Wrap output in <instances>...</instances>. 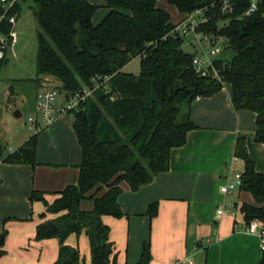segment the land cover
Listing matches in <instances>:
<instances>
[{
	"label": "trees",
	"instance_id": "obj_1",
	"mask_svg": "<svg viewBox=\"0 0 264 264\" xmlns=\"http://www.w3.org/2000/svg\"><path fill=\"white\" fill-rule=\"evenodd\" d=\"M27 1L16 0L7 8L0 0L2 32L9 33L8 19H19ZM168 1L186 14L203 9L206 18L197 30L224 38L233 50L231 60L215 62L220 79L195 71L194 54L183 49L185 38L173 32L177 24L158 0H106L109 11L97 24L92 19L99 6L89 0H33L30 6L38 23L35 80L41 83L43 76H53L65 94L94 89L75 113L74 129L82 148L78 182L59 191L52 203L43 191L34 189L30 197L46 206L35 238L60 242L53 264L83 263L79 248L66 243L72 234L83 232L89 238L91 264L117 261L103 216L126 215L119 202L122 183L137 191L170 169L172 149L184 146L188 133L198 128L191 118V105L198 97L210 96L230 83L234 108L256 113L255 141L264 145V0H258L250 15L246 11L251 0H232L233 11L227 14L220 11L219 0ZM80 29L84 32L81 45L75 40ZM136 57L139 74L123 71ZM6 63L7 58L0 61V71ZM105 76L106 83L95 88L94 78ZM38 139L39 132L31 135L4 162L35 167ZM234 155L245 164L240 190L250 192L258 203L242 204L245 220L264 221V173L256 169L245 137L237 138ZM84 199L94 200L93 210L82 207ZM158 210V201H153L146 215L152 219ZM7 235L4 228L0 258L6 252ZM151 261L149 238L135 264Z\"/></svg>",
	"mask_w": 264,
	"mask_h": 264
},
{
	"label": "crops",
	"instance_id": "obj_2",
	"mask_svg": "<svg viewBox=\"0 0 264 264\" xmlns=\"http://www.w3.org/2000/svg\"><path fill=\"white\" fill-rule=\"evenodd\" d=\"M108 11L97 10L93 23L100 21ZM129 63L123 71L133 73L128 70ZM139 72L133 74L138 75ZM50 78L55 77L43 76L40 85H47L46 81ZM58 82L61 89L62 84ZM225 84L218 92L200 96L192 103L191 118L198 128L188 133L184 146L172 149L168 171L159 173L152 183L137 191H132L128 183H122L119 202L126 215L120 218L103 216L104 223L110 227V239L118 254L117 261L111 264L137 263L143 242L149 238L151 264H172L185 258L191 259L194 264H261L259 238L246 231V220L241 211L245 202L252 205L258 203L250 192L237 189V193L235 190L223 194L221 186L226 183V176L239 172L238 167L242 166L241 171L244 170V161L238 157L236 160L234 155L238 137H245L248 152L256 161V169L263 173L264 145L255 141L256 113L235 109L232 85L227 88ZM62 100L63 95L58 105ZM74 121L75 114L65 123L57 122L46 132L39 133L35 167L30 164H0V232L4 228L8 230L6 252L0 258V264H5L13 244L37 253L38 264L56 261L59 240L35 238L37 225L44 220L41 218L46 210L44 202L35 201L38 207L29 215L25 209L19 213L16 211L14 197L18 192L27 196L35 189L43 191L46 201L52 203L59 191L76 184L82 157H71L80 153L81 147ZM28 138H22L19 144L11 146L5 156L18 149ZM230 194L232 198L228 196ZM153 201H158L159 210L150 219L146 211ZM226 203L235 205V215H218V209ZM82 207L87 209L88 206L84 204ZM12 215L16 218L10 219ZM48 217L51 215L48 214ZM30 221L32 223L29 224ZM82 236L84 242L89 239L83 232L72 234L66 243L79 248L78 241Z\"/></svg>",
	"mask_w": 264,
	"mask_h": 264
},
{
	"label": "rangeland",
	"instance_id": "obj_3",
	"mask_svg": "<svg viewBox=\"0 0 264 264\" xmlns=\"http://www.w3.org/2000/svg\"><path fill=\"white\" fill-rule=\"evenodd\" d=\"M95 1L98 2L96 4L99 6L98 11L108 10V8L105 6L106 0L104 1L95 0ZM157 4L160 7L165 8L170 13L171 21L174 24H179L182 20H184L188 16V14L180 12L176 6L170 4L168 0H158ZM31 5H33V0H28L23 5L20 17L16 25V30L18 31L19 34L18 41L13 46V48L12 47L9 48L7 63L2 67L0 71V138H1L0 144L2 149V156L0 158L1 165L8 164L4 162V158L6 157L5 155L10 150L11 146H16V144H19L18 141L20 139L30 137L34 133H37V131L30 129L31 122L29 121V118L34 117L37 113V108H36L37 96L39 92L42 91L43 86H41L40 85L41 83L35 80V78L37 77L36 34L38 29V23L30 7ZM194 16L199 23L205 21L206 18L205 14L201 11L196 13ZM98 22L99 20L96 21L95 24H97ZM221 25L223 24L221 23ZM83 36H84V32H82V30L80 29L79 33L75 37L76 42L80 45ZM194 46L195 45L192 39L185 38L182 45L185 51L195 54L196 51H198V46L195 47L196 50ZM220 47L222 48L221 49L222 52L217 57L219 59H224L228 61L231 60L233 56V50L227 47L226 42H221ZM210 49L211 46H207L205 48L206 51H209ZM198 53L203 55L202 50H199ZM139 67H140V59L136 57L132 59V61L129 63L128 70H130L133 73H137L139 72ZM46 82L50 87H55V88H57L59 84L58 79L56 78H50ZM225 86L227 88L231 87L230 83H226ZM62 94H65V92L62 91ZM17 110L21 111L22 113L21 117L15 116V111ZM77 111L78 110L76 109L74 111L63 113L62 114L63 116L59 115L53 124L42 129L41 131H39V133L46 132L57 122L61 124L65 123V121L69 119V117H73V115ZM81 153L82 150L80 147V153L72 154L71 157L76 158L79 157V155L82 157ZM258 158L260 159V151L258 154ZM241 168L243 167L240 166L237 168L239 172H242ZM32 191H30V194H28L27 196H23L20 192L15 194L14 200L16 203L15 208L17 212L23 211L25 209L28 210V214L31 215V213L34 210H36L38 205L35 204V202H32L30 199ZM238 191L239 190H236L235 192L237 193ZM228 196L232 198L231 194ZM241 200H243V198ZM33 203L34 205H32ZM84 204H86L89 207V208L87 207L86 210H93L94 208L93 199H84L82 205ZM9 218L14 219L16 217L12 215V217ZM28 218L31 219V216L30 217L28 216ZM28 223L30 224L32 223V221ZM78 244H79V250L83 257L82 264H91L89 239H86V242H84V236H82L79 239ZM23 249L16 247V244H13L11 249L9 250V254H7V257L4 260V263L5 264H38L39 256L37 255V253L28 252L25 251L26 249L24 250Z\"/></svg>",
	"mask_w": 264,
	"mask_h": 264
},
{
	"label": "built area",
	"instance_id": "obj_4",
	"mask_svg": "<svg viewBox=\"0 0 264 264\" xmlns=\"http://www.w3.org/2000/svg\"><path fill=\"white\" fill-rule=\"evenodd\" d=\"M7 3V8L13 6L16 0H2ZM220 11L224 14L233 11V1L232 0H219ZM258 0H251L249 9L246 11V15H250L257 9ZM203 12V9L195 10L189 13L188 16L176 25L174 33L178 34L184 38L192 39L194 47L198 46V51L193 56L192 62L195 71L204 77L212 76L213 78L220 79L218 76V69L216 68V60L219 59L217 56L222 52L220 47L221 42H226L224 38L216 37L212 34L201 32L197 30L200 24L195 18V14L198 12ZM204 13V12H203ZM4 16L0 17V22ZM9 23L12 25L9 33H4L0 30V61L7 58V53L10 47L14 46L19 34L16 30V25L18 19L16 16H11L8 19ZM211 46L209 51L205 48ZM199 50L203 51V55L199 54ZM100 80V81H99ZM108 77L105 76L103 79L101 77L94 78L96 82V87H99L101 83H106ZM94 89L83 88L82 90L76 92H70L68 94H62V89L60 87H50L48 84L43 86L41 92L37 96V113L34 117H30L31 122L30 129L37 132L50 126L55 122L59 115L63 113L79 110L81 105L87 100L89 96L92 95ZM63 95V100L61 104L58 105L59 99ZM237 160V157H236ZM242 184V172H236L233 175L226 176V183L221 186V192L223 194H229L237 189H240ZM235 205L232 203H226L220 209H218V215L231 214L234 213ZM246 231L255 234L259 238L260 250L264 253V221L259 218H254L249 222H246ZM172 264H194V262L185 258L182 260H176Z\"/></svg>",
	"mask_w": 264,
	"mask_h": 264
},
{
	"label": "water",
	"instance_id": "obj_5",
	"mask_svg": "<svg viewBox=\"0 0 264 264\" xmlns=\"http://www.w3.org/2000/svg\"><path fill=\"white\" fill-rule=\"evenodd\" d=\"M200 93L203 94V93H204V90H203V89H200ZM21 114H22V113H21L19 110H17V111L15 112V116H16V117H20Z\"/></svg>",
	"mask_w": 264,
	"mask_h": 264
}]
</instances>
